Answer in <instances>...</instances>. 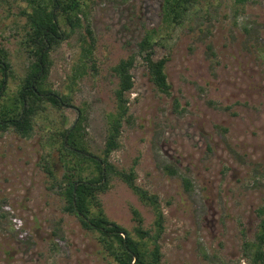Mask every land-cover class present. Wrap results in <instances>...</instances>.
<instances>
[{
  "label": "rangeland",
  "instance_id": "374dc122",
  "mask_svg": "<svg viewBox=\"0 0 264 264\" xmlns=\"http://www.w3.org/2000/svg\"><path fill=\"white\" fill-rule=\"evenodd\" d=\"M81 2L80 25L51 51L48 75L69 104L50 110L29 137L0 132V264H116L97 234L63 211L58 187L51 188L54 180L38 161L53 149L55 128L69 127L79 109L86 145L101 153L107 113L116 109L113 67L132 54L131 118L122 122L120 145L109 158L133 168L136 182L158 196L159 264H249L244 242L255 239L264 198V0H196L173 26L163 0ZM27 4L0 0V48L7 51L12 87L30 62ZM87 25L93 46L84 55ZM150 30L152 57H168L169 93L155 87L138 54ZM167 164L176 173L164 170ZM54 172L63 174L56 159ZM97 196L106 216L127 230L136 225L132 208L143 228L154 229L151 207L117 177Z\"/></svg>",
  "mask_w": 264,
  "mask_h": 264
},
{
  "label": "trees",
  "instance_id": "16d2710c",
  "mask_svg": "<svg viewBox=\"0 0 264 264\" xmlns=\"http://www.w3.org/2000/svg\"><path fill=\"white\" fill-rule=\"evenodd\" d=\"M195 1L163 0L162 10L168 26L180 22ZM27 2V9L22 12L27 24L24 45L30 62L15 87L8 81L14 74L7 51L0 48V132L12 130L22 137H29L33 133L38 120L49 119L50 110H59L70 102L69 95L58 93L48 83L52 65L51 51L67 37L68 28L80 25L79 14L82 12L81 0ZM86 30L90 39L81 40L84 55L89 54L93 46L89 25ZM152 37L153 30L144 34L138 43V54L145 62L149 79L155 87L161 92L169 93L170 84L165 71L168 57H152ZM134 61L135 55L132 54L119 60L113 67L118 79L114 89L116 109L107 113V134L101 153L94 155L88 149L83 133L84 119L80 114L82 110L79 109L80 113L69 127L55 128V133L50 135V148L53 149L39 157L38 165L54 180L51 188L55 184L58 187L63 200V211L75 215L84 229L95 232L103 246L102 250L116 264H159L161 252L158 240L163 230V212L158 196L136 182L133 168H118L109 158L120 145L122 122L131 118V114L127 113L126 94L133 86L130 69L134 66ZM71 78L75 76L72 75ZM55 159L63 168L60 178L54 172ZM164 170L169 174L176 173L172 164L165 165ZM112 176L124 182L141 202L151 207L155 216L154 229L143 228L142 217L136 208L131 209L136 221L132 231L106 216L97 195L107 189ZM184 183L188 186V179H184ZM256 213L259 222L255 239L245 241L244 248L248 251L249 264H264V198Z\"/></svg>",
  "mask_w": 264,
  "mask_h": 264
}]
</instances>
